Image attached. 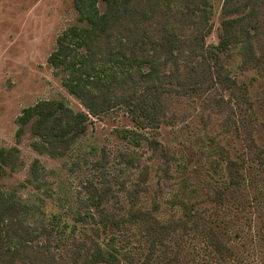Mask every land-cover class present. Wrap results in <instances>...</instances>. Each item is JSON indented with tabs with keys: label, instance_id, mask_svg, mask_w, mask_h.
Segmentation results:
<instances>
[{
	"label": "trees",
	"instance_id": "16d2710c",
	"mask_svg": "<svg viewBox=\"0 0 264 264\" xmlns=\"http://www.w3.org/2000/svg\"><path fill=\"white\" fill-rule=\"evenodd\" d=\"M230 2L225 1L219 41L208 44V0H74L79 24L60 33L48 62L84 109L74 110L64 98L40 100L17 117L18 136L29 125L31 146L39 155L64 159L79 151L93 117L121 109L135 124L120 131L122 139L137 148L146 143L163 150L156 137L141 130L157 131L167 121L165 97L198 93L207 84L206 91H214L209 99L217 106L228 104L224 92L230 94L228 101L232 97L247 105L241 117L251 126H237V131L245 143L251 140L248 146L255 151L252 133L263 119L259 108H264V42L260 27L247 19L253 15L239 13ZM246 75L248 80L241 78ZM255 85L261 88L260 100ZM210 140V167L222 186L214 193L222 201L227 191L249 181L251 162L239 161L215 137ZM18 152L16 147L0 149V179L7 170L17 172L25 165ZM121 155L139 163L136 156ZM259 159L264 162V155ZM106 161L104 153L86 165L103 167ZM28 187L33 191L21 194ZM62 190L55 171L38 157L29 165L28 177L0 188V264H162L158 252L167 255L173 240L178 248L166 259L171 264L185 236L203 238L220 259L234 253L203 210L200 187L186 179L168 201L175 208L169 217L161 215L160 206L141 202L137 192H129L126 204L113 209L112 185L101 186L94 179L85 184L77 210L73 203L69 210L61 204L71 198ZM128 228L134 236L139 232L143 257L135 259L136 252L132 256L115 241L117 230L126 234ZM69 244V258L65 251L57 252Z\"/></svg>",
	"mask_w": 264,
	"mask_h": 264
},
{
	"label": "rangeland",
	"instance_id": "374dc122",
	"mask_svg": "<svg viewBox=\"0 0 264 264\" xmlns=\"http://www.w3.org/2000/svg\"><path fill=\"white\" fill-rule=\"evenodd\" d=\"M208 1L209 17L204 19L210 25L206 42L211 44L220 39L226 0ZM230 4L238 7V12L243 15H253L247 19H252L260 27L264 42V2L231 0ZM75 24L79 21L74 0H0V149L18 148L25 164L17 172L7 170L0 179V188L17 185L28 177L29 165L38 157L47 169L55 171L62 192L71 196L69 202L64 200L61 203L68 210L71 203L74 210L82 206L80 198L84 196L85 184H88V179H94L98 185H112L116 194L112 200L109 195V205L113 209L126 204L129 192H137L141 202L152 208L160 206L161 215L169 217L175 208L168 201L173 199L174 194L180 193L181 184L186 179L200 187L205 199L203 210L207 217L211 214L209 218L214 220L215 230L222 241L234 249V253L220 259L211 252V247L203 238L185 236L179 257L171 264H264V162L259 159L261 154L264 155L263 107L259 106L262 122L254 125L252 133L255 151L248 146L251 140L245 143L237 131V126H251L241 117L247 105L234 103L232 97L228 101L230 94L224 92L228 104L217 106L212 97L209 99L214 91H206L207 84L198 93L186 91L184 95L165 97L168 102L167 121L157 131L141 130L162 143L165 155L163 150H156L146 143L137 148L122 139L120 131L133 128L135 124L121 109L93 117L87 135L79 144V151L64 159L39 155L31 146L33 137L29 125L18 136L17 117L24 108L40 100L64 98L74 110L84 109L48 62L60 33ZM241 78L248 80L247 75ZM253 87L254 91H259L260 100L261 88L258 85ZM211 137L225 145L239 161L245 159L247 164L251 162L247 170L249 181L227 191L222 201L214 193V189L222 186L218 181L219 174L210 167ZM93 146L95 150L89 153ZM123 151L130 158L136 156L139 163L133 165V161L121 155ZM104 153L107 157L105 166L86 165L88 161L101 159ZM32 191L31 187L20 190L24 196ZM175 213L177 215L178 210ZM127 230L126 234L117 230L115 241L132 256L136 252L135 259L143 257L145 245L140 241L139 232L134 236L129 228ZM174 245L175 242L170 240L167 248L172 249L164 257L162 250L158 252L162 264H166V259L177 250ZM71 249L69 244L65 250L57 252L65 251L68 256Z\"/></svg>",
	"mask_w": 264,
	"mask_h": 264
}]
</instances>
